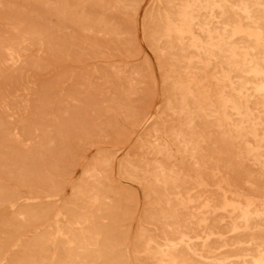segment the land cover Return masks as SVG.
Listing matches in <instances>:
<instances>
[{"label": "rangeland", "instance_id": "1", "mask_svg": "<svg viewBox=\"0 0 264 264\" xmlns=\"http://www.w3.org/2000/svg\"><path fill=\"white\" fill-rule=\"evenodd\" d=\"M263 90L264 0H0V264H258Z\"/></svg>", "mask_w": 264, "mask_h": 264}, {"label": "bare ground", "instance_id": "2", "mask_svg": "<svg viewBox=\"0 0 264 264\" xmlns=\"http://www.w3.org/2000/svg\"><path fill=\"white\" fill-rule=\"evenodd\" d=\"M241 3V2H240ZM246 5V4H245ZM193 6V5H192ZM247 6V5H246ZM251 6V5H250ZM256 6V5H255ZM258 6V5H257ZM252 10H254V9H252ZM249 14V13H248ZM226 29V28H225ZM226 31V30H225ZM224 32V31H223ZM222 32V33H223ZM218 33V32H217ZM219 34V33H218ZM207 35V34H206ZM210 35V34H209ZM222 35H225V34H222ZM226 36V35H225ZM214 37V36H213ZM220 38V37H219ZM263 38V37H262ZM177 39V38H176ZM227 39V38H226ZM222 41H224V39H221ZM178 41V40H177ZM232 41V40H231ZM252 41V40H251ZM218 42V41H217ZM178 43V42H177ZM216 43V42H215ZM252 43V42H251ZM179 44V43H178ZM217 44V43H216ZM220 44V43H219ZM225 47H227V44H223ZM245 46V45H244ZM226 49V48H225ZM230 52H231V50H230ZM243 58V57H242ZM253 59V58H252ZM248 62V60H247V58L245 57V59L243 60V65L245 66V64ZM255 62V61H254ZM260 62V61H259ZM236 66V65H235ZM257 66H258V64H257ZM230 67V66H229ZM258 68V67H257ZM250 69V68H249ZM260 69V68H259ZM236 70V69H235ZM234 70V71H235ZM261 70V69H260ZM239 71V70H238ZM241 72H242V70H241ZM245 75V74H244ZM238 76V75H237ZM246 76V75H245ZM250 78H251V75L249 76ZM237 79V78H236ZM264 91V90H263ZM241 92V91H240ZM246 92V91H245ZM258 92H260V90L258 91ZM264 99V98H263ZM227 102V101H226ZM264 103V102H263ZM223 104V103H222ZM221 104V105H222ZM236 108V107H235ZM230 110V109H229ZM225 113V112H224ZM237 113V112H236ZM222 123V122H221ZM251 135V134H250ZM260 249V248H259ZM172 258V257H171ZM174 259V258H173ZM168 260H169V258H168ZM171 261H173V260H171ZM258 264H264V256L262 255L259 259H258Z\"/></svg>", "mask_w": 264, "mask_h": 264}]
</instances>
